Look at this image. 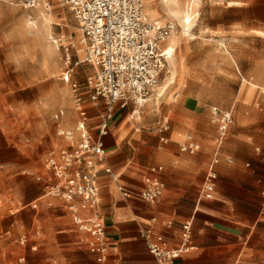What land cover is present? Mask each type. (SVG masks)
Masks as SVG:
<instances>
[{"label": "rangeland", "instance_id": "1", "mask_svg": "<svg viewBox=\"0 0 264 264\" xmlns=\"http://www.w3.org/2000/svg\"><path fill=\"white\" fill-rule=\"evenodd\" d=\"M176 1L183 9L193 3ZM198 1L193 5L196 13L191 35L184 36L179 17L166 15L160 0H142L150 20L173 27L165 47L175 39L172 58L176 79L168 82L172 66L167 60L158 86L140 107V114L122 126L124 146L132 150L137 143L146 144L143 138L147 137L168 153L165 146L170 137L178 144L188 134L199 140L198 152H183L196 166L192 182L183 184L173 197L176 218L172 223L180 228L197 203L214 147L216 129L209 109H232L234 124L218 167V197L225 200L221 194L227 186L225 181L238 169L248 189L240 190L241 199L235 205L248 218L257 215L264 224V35H247L248 27L264 24V0ZM52 2L51 12L44 15L50 22L44 25L36 9L0 0V264H97L77 242L63 204L45 196V182L37 178L45 171L44 153L64 143L58 130L75 123L69 86L61 79V51L52 39L62 34L75 40L77 22L69 9L56 0ZM150 9L161 11V15L154 20ZM30 21L36 24L32 25L34 33ZM82 58L76 46L73 59ZM94 70L89 64L79 63L73 78L83 83L85 75ZM237 73L243 77H236ZM166 82L168 87L160 93L159 87ZM186 97L187 106L182 103ZM195 106L197 110H193ZM60 110L62 118H56ZM164 122L168 129L159 132ZM133 125L140 131L135 132ZM161 136L167 139L165 143L160 141ZM108 143L105 141L104 147ZM226 157H232L234 163H228ZM159 163L164 164L163 159ZM169 195L164 191L156 205ZM21 236L23 242L19 241Z\"/></svg>", "mask_w": 264, "mask_h": 264}, {"label": "built area", "instance_id": "2", "mask_svg": "<svg viewBox=\"0 0 264 264\" xmlns=\"http://www.w3.org/2000/svg\"><path fill=\"white\" fill-rule=\"evenodd\" d=\"M18 3L26 9H36L49 15L52 0H1ZM71 11L77 22V38L65 35L53 38L61 51L64 69L61 77L69 85L72 109L77 119L58 135L66 141L59 147L49 148L42 157L44 173L37 178L45 182V196L59 200L77 234V242L87 249L96 263L107 259L105 226L99 212L97 177L101 170L110 173L106 164L103 138L108 134L109 121L115 108L129 104L140 108L158 86L165 68V42L171 34V25L160 26L150 20L142 0H56ZM71 37V35L69 36ZM79 46L83 58L73 59V49ZM74 62V63H73ZM79 63L91 65L95 70L86 74L83 83L73 78L74 67ZM102 101L104 108L98 116L97 136L88 130L87 104ZM210 121L216 126L215 142L221 144L234 124L232 109L211 106ZM63 115L60 110L55 117ZM167 125L159 131H166ZM160 140L165 142L164 136ZM181 149L194 154L198 145L188 136ZM230 161V159L228 160ZM219 163L215 155L208 164L201 190V199L212 200L217 188ZM163 167L152 166L144 176L141 197L154 204L163 195L165 183L161 179ZM123 197L129 192L122 191ZM36 203L32 205L35 207ZM141 236L155 264H175V259L193 251L191 222L181 224L180 242L171 247L161 232L152 226H142ZM20 242L24 241L22 236ZM264 264V261L261 262Z\"/></svg>", "mask_w": 264, "mask_h": 264}, {"label": "crops", "instance_id": "3", "mask_svg": "<svg viewBox=\"0 0 264 264\" xmlns=\"http://www.w3.org/2000/svg\"><path fill=\"white\" fill-rule=\"evenodd\" d=\"M247 20L250 24V16ZM248 30V36L260 37L264 35V24H260L259 28L254 29L248 27ZM235 76L243 77L239 73ZM186 100L187 97L182 103L187 106ZM103 108L102 101H98L96 104H87L88 130L93 137L97 136L98 116ZM129 108H132L131 111ZM135 108L136 106L133 104H129L125 108H115L109 121L108 134L103 138V143L109 142L104 148L106 164L110 167L111 172L106 173L101 170L97 177V183L99 212L105 226L108 252L106 261L97 264H155L154 257L149 253L141 236L140 229L144 225L152 226L156 231L161 232L171 247L177 246L180 242L181 225L180 228H175L172 223L176 218L173 197L178 194L183 184L192 182V171L196 169L190 158L183 154L185 151L181 149V146L187 141L188 136L196 141L198 145L196 152L200 150L201 144L195 136L188 134L180 144L170 137L169 144L165 146L168 153H164L159 147H156L147 137L143 138V141L147 142L146 144L137 143L132 147V150L126 148L123 142L125 137L123 136L119 140V135L122 133V127L119 125L124 119L123 115L126 110H128L127 114L130 112L132 114L130 120L135 115H139L138 113L134 114ZM194 108L193 110H197L196 106ZM186 110L191 112L192 108L188 107ZM138 117L140 118V116ZM138 117L137 119H139ZM72 118L77 119L74 111ZM112 121L115 123L111 125ZM164 125H167V122L162 124V126ZM132 129L135 132L140 131V128L134 125ZM225 140L218 145L214 139L212 155L206 163L207 174L208 164L215 155H218L219 163L216 166L218 180L215 197L212 200L200 197L205 174L197 203L191 214L181 222V224L191 222L192 238L196 248L175 259V264H261L264 259L263 219L256 217L257 215L250 219L235 205L240 202V190L247 191L248 189L245 182L242 181L244 175L238 169L237 172L233 171L228 176L230 180L225 181L227 186L221 193L225 200L218 197V167ZM63 142V145L66 144L65 140ZM161 159L164 164L159 163ZM229 159L230 161H228ZM226 161L230 164L234 163L232 157H226ZM157 165L163 167L160 177L165 183L164 191L168 190L170 194L158 205L156 202L149 204L140 196L144 189V176L147 174V170ZM122 191L129 192V196L123 197ZM262 194L264 195V190ZM203 202L207 203L203 204Z\"/></svg>", "mask_w": 264, "mask_h": 264}, {"label": "bare ground", "instance_id": "4", "mask_svg": "<svg viewBox=\"0 0 264 264\" xmlns=\"http://www.w3.org/2000/svg\"><path fill=\"white\" fill-rule=\"evenodd\" d=\"M162 2L163 5V9L162 11L165 12L166 15L173 17V16H177L179 17V22L182 26V34L184 36H189L191 35L190 33V29L194 23V17L193 14L196 13V10H193V5L195 6L196 4H198V0H193V3L189 6H187L186 9H183L182 7H180V5L178 4V2L176 0H160ZM150 16L156 20L157 17H159L161 15V11H155L153 9H150ZM197 15V14H196ZM39 19L43 22V24L48 25V23L50 22V20L45 17L44 15H39ZM30 25V29L32 30L31 32H35V29L32 28V25H36L33 21H30L28 23ZM169 38V37H168ZM174 43H175V39L171 38L170 42L168 41V44L165 47V56H167V60L169 61L170 65L172 66L171 68V76L170 79H168V82H175L176 76L174 73V61H173V52H174ZM168 82H166L165 84L161 85L159 87L160 93L164 92L166 90V88L168 87ZM140 114V110L138 107L135 108L134 110V114ZM133 114V115H134ZM131 112L128 113L124 119L121 121L119 126H123L124 123L131 117ZM123 138V134L121 133L119 135V140H121ZM200 210V207L198 208Z\"/></svg>", "mask_w": 264, "mask_h": 264}]
</instances>
